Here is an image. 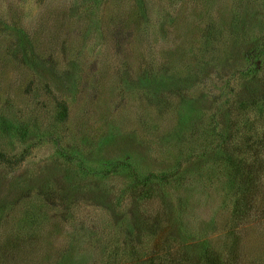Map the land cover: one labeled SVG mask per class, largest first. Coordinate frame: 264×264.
<instances>
[{
	"label": "rangeland",
	"instance_id": "374dc122",
	"mask_svg": "<svg viewBox=\"0 0 264 264\" xmlns=\"http://www.w3.org/2000/svg\"><path fill=\"white\" fill-rule=\"evenodd\" d=\"M227 258L264 264V0H0V264Z\"/></svg>",
	"mask_w": 264,
	"mask_h": 264
},
{
	"label": "trees",
	"instance_id": "16d2710c",
	"mask_svg": "<svg viewBox=\"0 0 264 264\" xmlns=\"http://www.w3.org/2000/svg\"><path fill=\"white\" fill-rule=\"evenodd\" d=\"M233 252L234 251H231V262H233L234 260H233ZM228 256H230V252L228 253ZM211 263H209V264H228V263H230V259L229 258H227V261H223V262H218V261H210Z\"/></svg>",
	"mask_w": 264,
	"mask_h": 264
}]
</instances>
